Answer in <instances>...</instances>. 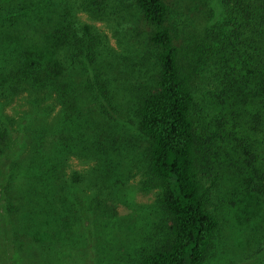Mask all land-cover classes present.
I'll return each mask as SVG.
<instances>
[{"label": "trees", "instance_id": "trees-1", "mask_svg": "<svg viewBox=\"0 0 264 264\" xmlns=\"http://www.w3.org/2000/svg\"><path fill=\"white\" fill-rule=\"evenodd\" d=\"M131 1L155 49L154 77L139 88L134 109L148 142L144 185L160 190L167 218L165 240L134 264H204L221 233L223 195L241 189L255 215H264V0H219L218 21L187 46L170 24V0ZM74 9L60 0H0V110L18 98L40 116L58 110L65 141L83 94L105 114L113 99L106 39ZM10 137V126L0 125V155ZM4 193L0 188V264H49L44 247L24 254L22 244L13 246L6 219L26 209L4 206ZM36 208L25 212L30 221L48 214Z\"/></svg>", "mask_w": 264, "mask_h": 264}, {"label": "rangeland", "instance_id": "rangeland-1", "mask_svg": "<svg viewBox=\"0 0 264 264\" xmlns=\"http://www.w3.org/2000/svg\"><path fill=\"white\" fill-rule=\"evenodd\" d=\"M60 1L74 6L75 18L106 39L113 108L102 113L83 94L67 141L58 110L40 116L25 98L0 110V125L11 128L0 155L4 206L13 203L36 213L43 205L48 211L33 221L25 212L14 215L6 226L14 247L22 244L24 254L44 247L49 264H134L167 235L160 190L144 185L148 142L134 118L139 88L152 81L156 69L155 49L148 42L151 28L131 0ZM170 2V24L185 46L198 41L221 13L219 0ZM81 4L99 11L88 13ZM63 143H68L66 149ZM239 191L234 198L222 197L221 233L204 264H264L259 245H264V215H255L256 208Z\"/></svg>", "mask_w": 264, "mask_h": 264}]
</instances>
